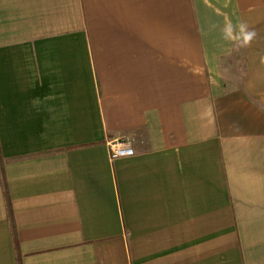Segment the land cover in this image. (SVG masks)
Here are the masks:
<instances>
[{
  "label": "crops",
  "instance_id": "1",
  "mask_svg": "<svg viewBox=\"0 0 264 264\" xmlns=\"http://www.w3.org/2000/svg\"><path fill=\"white\" fill-rule=\"evenodd\" d=\"M0 264H264V0H0Z\"/></svg>",
  "mask_w": 264,
  "mask_h": 264
},
{
  "label": "clouds",
  "instance_id": "2",
  "mask_svg": "<svg viewBox=\"0 0 264 264\" xmlns=\"http://www.w3.org/2000/svg\"><path fill=\"white\" fill-rule=\"evenodd\" d=\"M215 27V25H213ZM223 39L233 41L237 49L249 47L256 40L258 33L246 23L241 22L238 26L230 21L222 30Z\"/></svg>",
  "mask_w": 264,
  "mask_h": 264
},
{
  "label": "built area",
  "instance_id": "3",
  "mask_svg": "<svg viewBox=\"0 0 264 264\" xmlns=\"http://www.w3.org/2000/svg\"><path fill=\"white\" fill-rule=\"evenodd\" d=\"M109 154L111 159L134 155V150L129 139L125 136L115 138L109 142Z\"/></svg>",
  "mask_w": 264,
  "mask_h": 264
},
{
  "label": "rangeland",
  "instance_id": "4",
  "mask_svg": "<svg viewBox=\"0 0 264 264\" xmlns=\"http://www.w3.org/2000/svg\"><path fill=\"white\" fill-rule=\"evenodd\" d=\"M234 65H235V63H234ZM240 65L241 64L237 65V72H236L235 67L233 65H232L231 69H229L228 76H227L226 79L228 81H230L232 84H235V83H237L240 80V73H241L240 72L241 71V66ZM235 72L237 73L236 75H235Z\"/></svg>",
  "mask_w": 264,
  "mask_h": 264
},
{
  "label": "trees",
  "instance_id": "5",
  "mask_svg": "<svg viewBox=\"0 0 264 264\" xmlns=\"http://www.w3.org/2000/svg\"><path fill=\"white\" fill-rule=\"evenodd\" d=\"M4 191H5V196H6L7 206H8V209H10V202H9L8 193H7V190H6V188H5V185H4Z\"/></svg>",
  "mask_w": 264,
  "mask_h": 264
}]
</instances>
